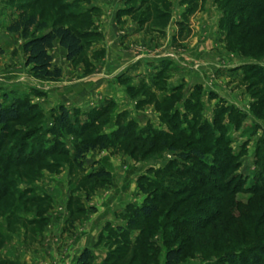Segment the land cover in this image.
<instances>
[{"label": "rangeland", "instance_id": "1", "mask_svg": "<svg viewBox=\"0 0 264 264\" xmlns=\"http://www.w3.org/2000/svg\"><path fill=\"white\" fill-rule=\"evenodd\" d=\"M103 1L0 0V102L7 103L16 99L24 102L28 109L19 122L10 124L8 134L0 144V188L5 193L0 196V264H74L85 247H89L94 254L92 264H101L108 252L112 264H165L166 250L177 246L183 247V250L176 264H230L221 260L222 255L238 251L246 245L257 244L264 238V219L256 216L257 212L264 209V205L253 202L245 206L249 194L244 192H238L235 196L242 205L237 206L231 202L227 205L226 198L222 201L213 199L215 196L220 197L221 193L211 187L215 181L222 183L234 173L246 177L245 185L249 186L257 170L255 150L257 141L264 133V100L262 104L252 107L253 101L262 93H256L255 78L242 79L245 71L242 67L251 62L264 65V57H253L261 56L257 49L261 46L263 25L251 32L246 40L251 50L243 52L237 44H231V47L224 40L225 31L220 25L224 0H196L195 7L185 17L182 14L191 6V0H171V25H174V14L175 17L179 14L180 21L184 19L181 26L176 23L175 35L169 30L156 32L147 22L140 24L138 17L132 19L121 16L118 20L115 13L118 22L128 20L142 28L121 47L122 51H126L122 56L128 57L132 54L129 51L133 49L161 55L165 48L170 47V53L161 56L171 61L165 68L169 75L165 77L164 74L162 76L166 79L160 78L156 83L153 82V77H156L153 72L159 68L155 65L156 61L150 64L147 72L136 70L143 68L141 65L145 64L144 59L150 56H140L137 58L139 65L135 67L137 64L134 62V68L127 67L124 73L119 70L121 60H115L120 62L112 64L120 84L115 86V95L105 97L99 104L89 103L91 106L86 107L84 103L85 107H81L68 102L73 91L64 84L68 81H81L86 77H97L104 72V65L100 64L102 59L108 57L109 51L98 23L105 10ZM17 3H26L27 11L37 15L47 27L59 19L58 22L77 30L84 28L82 17H70L68 14L81 13L84 9L95 7V10L84 14L92 21V29L101 31L102 38L96 34L87 37L89 42L85 43L74 61H68L63 47L55 44L50 53L53 63L61 68V77L55 80L39 78L24 63V40L6 28L16 16ZM62 3L69 5L63 6ZM128 84L134 86V96L128 90L126 92ZM197 84L200 85L199 89L194 87ZM168 86H179L175 96L170 97L172 90ZM183 92L187 104L179 102ZM107 98H112L116 104L110 121H114L117 112L124 111V120H136L139 128L150 127L176 135L181 128L186 129L188 120L196 118L197 122L204 120L210 123L208 129H213L216 126L212 125L215 108L221 104L233 105L243 113L238 125H229L225 112L221 114L219 122L224 124L222 132L225 137H229L230 147L240 152L238 168L230 170L220 180H214L211 176L203 178L210 184L189 190L186 185L194 181L183 173H171L177 167L175 164L170 166L171 171L158 172L176 158L175 153L166 147L171 143L168 139L163 146L157 140L150 151L147 144L142 142L108 143L105 148L88 151L81 165H77V161L72 158L74 146L98 131L110 133L116 126L106 124V120H98L94 126L78 130L75 135L65 130L53 134L49 129L54 126L57 107L64 105L74 115L72 119L82 123L87 117V111L105 103ZM123 107L128 108L121 109ZM174 112L179 115V119H176L177 126L170 129L165 114L171 115ZM35 126H39L43 132L46 145L56 143L55 151L40 161L8 166L4 160L9 151L12 150L11 157L14 158L17 155L15 147L20 145L21 138L28 130ZM138 133L141 136L147 135L146 132ZM219 133V130L214 131V135ZM190 146H194V143H189L186 138L174 143L177 150ZM26 149L24 153L33 155L29 154V148ZM211 159L212 153L207 152L205 162L210 165ZM187 164L200 169L193 161ZM100 166L110 172L109 177H89ZM180 169L184 171L183 167ZM146 178L168 189H175L176 194L163 197L153 217L131 228L128 238L109 232L108 229V238L98 239L106 223L115 227L126 222L123 216L126 204L140 205L148 193H159L149 187L145 193L139 190V183H145ZM110 194L115 198V206H109L112 211L101 204ZM204 195L206 197L201 200L203 203H198ZM192 205L198 208L192 214L198 225L196 228L190 224L184 225L188 230L183 233L180 226H174L171 222L186 216ZM201 210H205V213ZM138 235L139 242L132 243ZM144 253H148L147 258Z\"/></svg>", "mask_w": 264, "mask_h": 264}, {"label": "trees", "instance_id": "2", "mask_svg": "<svg viewBox=\"0 0 264 264\" xmlns=\"http://www.w3.org/2000/svg\"><path fill=\"white\" fill-rule=\"evenodd\" d=\"M123 1L124 6L116 10V17L118 20L121 16H129L132 17V19L138 17L137 21L140 24L147 22L152 30L164 33L165 28L172 17L171 0H139L137 3H133V0ZM195 1L196 0L190 1L191 6H188V9H185L182 14L183 17L191 13L195 7ZM26 5V3H17L15 5L16 16L6 28L10 32L17 33V35L24 40L22 45L25 57L24 63L26 66H30V71L39 78L55 80L61 77V68L53 63V58L50 53L55 42L65 49L66 59L68 61H74L82 52L85 43L89 42L87 41L88 39H86L87 37L96 34L102 38L101 31L99 29H92V27H94L92 21L85 17V14L91 10H95V7L84 9L81 13L70 12L68 14L70 17H76L77 15L82 17L81 24L84 28L77 30L75 27L58 22L59 19L55 21L51 27H47L46 23L41 21L37 15L27 11ZM61 5L67 6L69 4L62 3ZM222 10L223 15L220 17V25L225 31L224 40L227 41L231 47V44H237L238 49L243 52H249V50L246 51L247 49H250L246 45V40L251 32L263 25L261 46L257 49V52H260L261 56L253 57L255 59L264 57V0H224L222 3ZM143 15L145 17L141 18ZM182 22H184V19L183 21H178L177 24L181 26ZM139 28L142 29L141 27ZM43 29L46 30L38 32V30ZM261 48H263V50ZM260 49L262 51H260ZM170 63L171 61L169 59H160L157 61L155 65L159 68L153 72V74L156 75V77H153L154 83L159 81L160 78L164 79L169 75L165 68ZM242 68L245 69L242 79L246 80L248 78H255L257 82L255 87L256 93H262L257 97L256 101H253L251 104L252 107L262 104L264 100V65L257 62H251L249 64L245 63ZM164 74H166L165 77L162 76ZM199 86L200 85L197 84L194 87L199 89ZM168 87L172 90L170 97L175 96L179 86ZM134 89L133 85L128 84L126 92L129 91L134 96ZM202 91L200 92V95L202 94ZM184 94L185 92L181 94L179 102L184 101L187 104ZM182 98L184 99L182 100ZM165 101H167V99L163 100L162 103ZM115 107L116 104L114 100L112 98H107L105 103L87 111V117L82 123H77L78 119H72V116L74 115H71L64 105H59L57 107L58 114L54 119V126L49 129V132L55 134L57 131L65 130V132L75 135L78 133V130H85L92 125L94 126V123H97L98 120H100V122H105L106 120V124L116 126L110 133L98 131L92 137L84 138L77 143L74 146L72 154V158L75 162L77 161V165H81V160L88 151L97 148H105L108 143L142 142L147 144L148 150L150 151L155 147L154 143L157 140L159 141L158 143L163 146L165 145V140L168 139L171 143L166 147L168 150L175 153L176 158L169 161L168 165L158 172L171 171L170 166L175 164L177 167L175 171H171V173H183L188 176L192 182L194 181L193 184L186 185L189 190H197L203 185H209L210 183L208 184L205 182L203 178L208 179V176H211L214 180H220L224 178L230 170L235 171L238 168L240 152H236L230 147L229 144L231 141L229 137H225L222 132V130L225 129L224 124L219 122L221 114L225 112L224 114H227V117L229 118V125H238L239 120L243 117V113L233 105L221 104L220 107L215 108V115L212 121L213 124H211H216V126H214L213 129H208L210 128V123L208 124L204 120L201 122L198 121V123L196 121L197 118L192 119L194 118V116H192V121L186 120V129L181 128L178 131V135L175 133H166L158 129H152L150 127L139 128L136 120L130 118L124 120L126 116L124 111L117 112L114 121H110L111 113H113ZM23 108L26 109L25 103L21 101L19 102V100L16 99H11L7 103L0 102V144L4 137L7 136L10 124L19 122L22 117L27 114L28 109L25 110ZM74 112L76 111L74 110ZM175 113L176 112L171 115L165 114L168 117L166 123H168L170 129H174V126H177L176 119L177 117L179 119V115L177 116V113ZM30 130H28L26 134L24 133L25 135L19 142L20 145L15 147L17 155H15L14 158L11 157L12 150L9 151L7 158L4 160L8 166L10 164H30V162L40 161L45 155L52 154L55 151L56 143L50 142V145H46L47 143H44L45 141L43 140V132L39 126H35L31 131ZM186 130H189V132L186 133ZM215 130H219L220 133L214 135ZM138 132H146L147 135L141 136ZM205 132L208 133L205 135ZM182 138H186L189 143L193 142L194 146H190L187 149L183 148L177 150L176 147H174V143L179 142ZM257 144L255 150V163L257 170L253 175L252 183L249 186H246L245 183L247 178L234 173L228 180H225L222 183L215 181L214 184H211V187L221 193L220 197L215 196L213 199H219L222 201V199L226 198L225 204L228 205V203L231 202V204L239 206L242 204L235 198V196L238 192H244L249 194L245 206H248L253 202H256L257 205H264V133H262V137L259 138ZM26 148H29V154L33 153V155H28L27 152L24 153L25 150H27ZM207 152L212 153V163L210 165L205 162V154ZM188 161H193L197 164L196 166H200V169L190 167V164H187ZM180 167H183L184 171L180 169ZM109 175L110 172L105 167L100 166L94 172L89 174V177L106 178L109 177ZM1 179L5 180L4 177ZM156 182L157 181H152L147 178L145 183L140 182V191L145 193L149 187L154 188V190L156 189L159 193L156 195H149L148 193L140 205H135L133 203L126 204L123 214V216L126 217V222L123 225H117L115 227L111 226L110 223H106L102 232L99 233L98 239H101L102 237L108 238V235H110L107 232L108 229L109 232L115 233L116 235L118 234V236L121 235V237L123 235L125 238H128L131 228L138 224H143L146 220L153 217L159 209L158 202L161 201L163 197L176 194L175 189H168L165 185ZM4 194V190L1 187L0 196ZM205 197L206 196L204 195L198 203H203L201 200ZM194 208H196V205L194 207L192 205L187 211L186 216L179 219L176 218V221H172L171 223L174 226H180L179 228H181L183 233H186L188 230L183 227L184 225L190 224L193 228H196L198 223L196 224L194 222L196 219L192 218V214L197 212L198 208ZM201 211L202 213H205V210ZM188 214L191 215L188 216ZM256 216L259 219H264V209L257 212ZM177 232H180V230ZM138 242L139 235L132 243L137 244ZM182 250L183 247L181 246L167 249L165 252V264H176L179 262ZM147 254L144 253V257L147 258ZM110 258L111 254L108 252L101 264H112L110 263ZM93 260L94 254L92 250L89 247H85L76 258L74 264H92ZM221 260L230 264H264V238L257 242V244L246 245L238 251L234 250L228 254L222 255Z\"/></svg>", "mask_w": 264, "mask_h": 264}, {"label": "crops", "instance_id": "3", "mask_svg": "<svg viewBox=\"0 0 264 264\" xmlns=\"http://www.w3.org/2000/svg\"><path fill=\"white\" fill-rule=\"evenodd\" d=\"M103 4L105 6V10L102 13L101 19L98 23H99V28L102 30L104 37H105L104 43L106 45V49L109 51L108 57L102 59L103 61L100 64V65H104V69H103L104 72L99 73V76L97 77H92V78L86 77L81 81L80 80L79 81L77 80L68 81V83L64 84L73 91L72 98H70L68 102L71 101L81 107H85L83 106L84 103L86 107L91 106L93 104H99L100 102L104 101L105 97L115 95L113 92L115 91V88H116L115 86L116 84L120 85L116 78V75L114 74L115 72L112 70L113 62L120 63L115 60H118V59L121 60V64H119V70H121V72L124 73L127 67L131 66L132 69L134 68V64H135L134 62H136L137 64L135 65V67L139 65L138 63L140 61L137 58H139L140 56H150L149 59H144L143 63L145 64L141 65L143 66V68L136 69L140 72H147V70H150V67H151L150 64H153V62L155 61L157 62L160 59H166V57L163 58L161 56L162 55L167 56V52L170 53L169 51L170 47L165 48L164 51H162L161 55L152 54L151 52H145V50L143 51L141 49H138V50L133 49L132 51H129V53L131 52L132 54L124 58L122 55L126 54L124 53L126 51H122L121 47L125 45L124 43L126 42V40H129L130 38L134 36L135 33H138L140 28L134 25V22L131 23L128 20H123L122 22L117 21L115 17V13H116L117 8H119L120 6H124L123 0H104ZM173 17L174 19L172 21H174V25H171V23L169 22L164 32H168L169 30V31H172V35L173 34L175 35L177 33L176 32L177 27L175 25L178 21H180V17H179V14L177 17H175V14H174ZM124 18H129V17L125 16ZM133 30L134 32H132ZM171 40H172V37H171ZM55 44H58V43L55 42ZM62 50L65 51L64 48H62ZM157 56L160 58H158ZM116 67L118 68V65ZM121 72L117 73V75L119 76ZM89 103L90 104L92 103V104L90 105ZM128 105H125V106H128ZM124 108H128V107H123L121 109H124ZM114 186H116V183ZM116 190H118V188ZM111 196L112 195L110 194L104 200V202L101 203L106 206L105 209H108L109 206L113 207V205L115 204L114 202L115 198ZM110 211H112V209H110Z\"/></svg>", "mask_w": 264, "mask_h": 264}]
</instances>
